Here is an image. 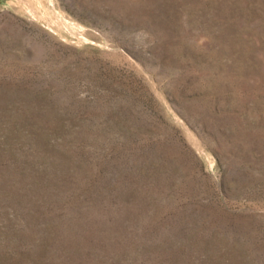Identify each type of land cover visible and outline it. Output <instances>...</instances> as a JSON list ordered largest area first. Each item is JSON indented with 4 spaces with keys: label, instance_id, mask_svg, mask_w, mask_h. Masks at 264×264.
Wrapping results in <instances>:
<instances>
[{
    "label": "rangeland",
    "instance_id": "1",
    "mask_svg": "<svg viewBox=\"0 0 264 264\" xmlns=\"http://www.w3.org/2000/svg\"><path fill=\"white\" fill-rule=\"evenodd\" d=\"M0 264H264V0H0Z\"/></svg>",
    "mask_w": 264,
    "mask_h": 264
}]
</instances>
